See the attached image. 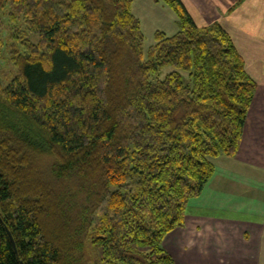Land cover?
<instances>
[{
    "label": "trees",
    "instance_id": "1",
    "mask_svg": "<svg viewBox=\"0 0 264 264\" xmlns=\"http://www.w3.org/2000/svg\"><path fill=\"white\" fill-rule=\"evenodd\" d=\"M162 1L179 30L144 50L132 0H0V264H175L162 242L257 83L219 23Z\"/></svg>",
    "mask_w": 264,
    "mask_h": 264
},
{
    "label": "crops",
    "instance_id": "2",
    "mask_svg": "<svg viewBox=\"0 0 264 264\" xmlns=\"http://www.w3.org/2000/svg\"><path fill=\"white\" fill-rule=\"evenodd\" d=\"M236 1L182 0L197 25L229 32L257 90L237 153L211 158L213 175L163 240L175 264H264V0Z\"/></svg>",
    "mask_w": 264,
    "mask_h": 264
},
{
    "label": "rangeland",
    "instance_id": "3",
    "mask_svg": "<svg viewBox=\"0 0 264 264\" xmlns=\"http://www.w3.org/2000/svg\"><path fill=\"white\" fill-rule=\"evenodd\" d=\"M9 8V3H6L0 12V29L3 27L9 28ZM132 12L140 21L144 37V50L155 42L154 34L157 30H162L168 35L174 34L179 30V22L175 10L162 0H132ZM6 33L5 29L2 32V37ZM30 34L33 39L37 40L36 34ZM15 72L16 67L10 60H0V84H5L9 81ZM87 250L91 251L90 248Z\"/></svg>",
    "mask_w": 264,
    "mask_h": 264
},
{
    "label": "water",
    "instance_id": "4",
    "mask_svg": "<svg viewBox=\"0 0 264 264\" xmlns=\"http://www.w3.org/2000/svg\"><path fill=\"white\" fill-rule=\"evenodd\" d=\"M9 236H10V239L12 240V237H11V234L8 232Z\"/></svg>",
    "mask_w": 264,
    "mask_h": 264
}]
</instances>
